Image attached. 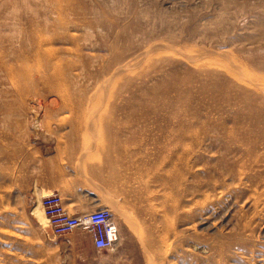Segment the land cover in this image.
I'll list each match as a JSON object with an SVG mask.
<instances>
[{"label":"rangeland","instance_id":"374dc122","mask_svg":"<svg viewBox=\"0 0 264 264\" xmlns=\"http://www.w3.org/2000/svg\"><path fill=\"white\" fill-rule=\"evenodd\" d=\"M0 264H264V0H0Z\"/></svg>","mask_w":264,"mask_h":264},{"label":"built area","instance_id":"2783aa9c","mask_svg":"<svg viewBox=\"0 0 264 264\" xmlns=\"http://www.w3.org/2000/svg\"><path fill=\"white\" fill-rule=\"evenodd\" d=\"M41 207L55 234L85 230L92 235V245L96 251L104 252L112 246L115 229L108 211L97 210L79 217H71L65 211L61 198L55 194L43 198Z\"/></svg>","mask_w":264,"mask_h":264},{"label":"bare ground","instance_id":"6f19581e","mask_svg":"<svg viewBox=\"0 0 264 264\" xmlns=\"http://www.w3.org/2000/svg\"><path fill=\"white\" fill-rule=\"evenodd\" d=\"M152 169H154V168H152ZM139 172H140V170H138ZM151 171H153V170H151ZM150 171V172H151ZM157 171V170H156ZM153 173V172H152ZM153 174H151V176H152ZM158 176V177H157ZM146 177H148V172H144V171H142L141 173H140V175L138 176V178H139V180H140V182L141 181H143ZM150 177V176H149ZM127 178H128V176H127ZM126 178V179H127ZM148 178H146V180H147ZM153 179H154V182H156L157 184H159V183H171V182H169L170 181V178L168 177V175H166L165 176V174L164 175H161V176H159V174H157V175H155L154 177H153ZM179 179V178H178ZM178 179H177V181H178ZM150 181H152L151 179H150ZM172 181V180H171ZM139 182V183H140ZM175 182V181H174ZM148 183V182H147ZM143 184V183H142ZM145 184V183H144ZM148 185V184H147ZM146 185V186H147ZM163 185V184H162ZM161 185V186H162ZM172 185V184H171ZM158 186V185H157ZM168 186H170V185H168ZM167 185H165V189H166V187H168ZM146 188V187H145ZM145 188H141V189H139V193H138V195H140V196H142V194L146 191L145 190ZM164 188V187H163ZM171 189V188H170ZM169 189V190H170ZM147 190H149V189H147ZM173 190V189H172ZM176 190V189H175ZM150 191V190H149ZM168 191V190H167ZM151 192V191H150ZM167 193V192H166ZM53 194H55V195H58L57 193H49L48 195H45V196H43V197H41V199H40V206H41V201H42V199L43 198H45V197H48V196H50V195H53ZM146 194V193H145ZM60 198H61V200H62V203H63V206H64V209H65V211L67 212V214L69 215V216H71V217H79V216H81V215H83V214H79V215H71L68 211H67V209H66V207H65V203H64V200L62 199V197L60 196V195H58ZM158 196H156V198H157ZM140 198V197H139ZM145 199H147V198H145ZM158 199V198H157ZM177 199V198H176ZM109 200V199H108ZM176 201V200H175ZM174 201V202H175ZM110 202V201H109ZM151 202V201H150ZM166 202V201H165ZM110 205H111V203H110ZM146 205V206H145ZM144 208H146V209H149V208H151L150 207V204L148 203V201H144ZM165 206V205H164ZM153 208V207H152ZM167 210H168V208H169V205H166V207H165ZM41 209H42V207H41ZM166 209H164V210H166ZM97 210H106V211H108L109 212V214L111 215V223H112V225H113V227H114V229H115V239H114V241H113V243H112V246L109 248V249H107V251L108 250H110V249H112V248H114L115 247V245H116V243L118 242V241H120V236H119V232H118V230H117V228H116V224H115V222L113 221V217H112V213H110L111 211L110 210H108L107 208H100V209H96V210H93V211H91V212H94V211H97ZM167 210L165 211V212H167ZM42 212H43V209H42ZM91 212H87V213H91ZM87 213H84V214H87ZM151 213V212H150ZM169 213V212H168ZM167 213V214H168ZM43 214H44V212H43ZM44 216H45V214H44ZM46 217V216H45ZM46 219L48 220V218L46 217ZM126 221H128V220H126ZM132 221V220H131ZM48 224H49V226H50V228H51V231H52V234H54V235H57V234H55L54 232H53V230H52V227H51V225H50V223H49V220H48ZM80 230V229H79ZM74 231H76V230H74ZM74 231H72V232H70V233H68V234H71V233H73ZM82 231H85V230H82ZM88 235H89V237H90V242H91V245H92V243H93V241H92V235L90 234V233H88L87 231H85ZM68 234H62V235H68ZM60 236V235H59ZM75 239V238H74ZM92 247H93V245H92ZM94 249V248H93ZM157 255H159L160 253L157 251V252H155Z\"/></svg>","mask_w":264,"mask_h":264}]
</instances>
